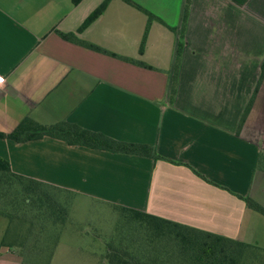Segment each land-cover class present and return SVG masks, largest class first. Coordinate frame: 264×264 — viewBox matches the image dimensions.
<instances>
[{
	"label": "crops",
	"instance_id": "obj_1",
	"mask_svg": "<svg viewBox=\"0 0 264 264\" xmlns=\"http://www.w3.org/2000/svg\"><path fill=\"white\" fill-rule=\"evenodd\" d=\"M105 1L0 0V133L25 119L65 122L162 159L48 137L0 140V158L72 196L264 250V234L243 233L264 216L240 199L264 208V0H108L85 24ZM145 12L156 20L147 25ZM2 218L0 246L15 228ZM54 229L32 239L25 261L0 250V264H107L83 231L65 239Z\"/></svg>",
	"mask_w": 264,
	"mask_h": 264
},
{
	"label": "trees",
	"instance_id": "obj_2",
	"mask_svg": "<svg viewBox=\"0 0 264 264\" xmlns=\"http://www.w3.org/2000/svg\"><path fill=\"white\" fill-rule=\"evenodd\" d=\"M123 1L133 5L129 0ZM107 2L108 0L85 24L100 14ZM145 15L147 25L156 20L148 12H145ZM183 23L185 24V21ZM82 29L83 27L78 32ZM60 36L66 41L76 40L74 34H60ZM145 37L146 33L140 51H142ZM88 48L116 57L93 46H88ZM181 50L182 44L180 43L176 55V70ZM263 76L264 59L257 86ZM257 86L240 119L238 131L252 107ZM44 137L63 141L68 146L154 160L162 159L150 146L115 141L102 134L65 122L42 126L25 119L11 133H0V140H10L17 144L40 140ZM71 195L47 183L15 174L9 163L0 158V216L8 220L10 227H15L12 235L8 231V236L6 234L4 237L0 250L20 249L19 258L25 261V254L34 248L33 238L46 236L48 232H54L56 230L54 227L57 225L66 223L68 210L64 199ZM240 199L246 202L248 208L264 216V208L248 198L241 197ZM114 208L119 209L129 218L125 223V231H120V240L116 247L110 246L106 252L105 257L108 264H264V250L256 246L192 229L124 207Z\"/></svg>",
	"mask_w": 264,
	"mask_h": 264
},
{
	"label": "rangeland",
	"instance_id": "obj_3",
	"mask_svg": "<svg viewBox=\"0 0 264 264\" xmlns=\"http://www.w3.org/2000/svg\"><path fill=\"white\" fill-rule=\"evenodd\" d=\"M262 162V167H264V156ZM64 201L67 205L69 218L65 224L56 226L59 229L57 236L61 234L62 238L69 239L66 237L76 236L77 232L83 231V238L90 239L94 244L90 243L91 247L100 256L104 254L103 257L108 264L105 257L108 243L114 235H120V231H125V223L128 221L129 216L122 214L119 209L93 201V199L87 197L71 195L65 198ZM0 224L7 226V221L0 217ZM244 228L246 229L243 232L245 236L256 238L258 235L264 234V225L258 221L246 222Z\"/></svg>",
	"mask_w": 264,
	"mask_h": 264
},
{
	"label": "built area",
	"instance_id": "obj_4",
	"mask_svg": "<svg viewBox=\"0 0 264 264\" xmlns=\"http://www.w3.org/2000/svg\"><path fill=\"white\" fill-rule=\"evenodd\" d=\"M4 79L0 76V84L3 83Z\"/></svg>",
	"mask_w": 264,
	"mask_h": 264
}]
</instances>
